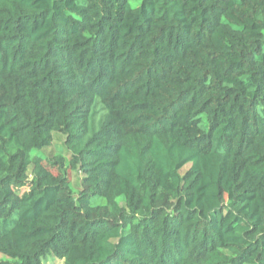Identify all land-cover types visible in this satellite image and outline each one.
I'll return each instance as SVG.
<instances>
[{
    "label": "trees",
    "instance_id": "trees-1",
    "mask_svg": "<svg viewBox=\"0 0 264 264\" xmlns=\"http://www.w3.org/2000/svg\"><path fill=\"white\" fill-rule=\"evenodd\" d=\"M135 1L0 0V264H264V0Z\"/></svg>",
    "mask_w": 264,
    "mask_h": 264
},
{
    "label": "rangeland",
    "instance_id": "rangeland-1",
    "mask_svg": "<svg viewBox=\"0 0 264 264\" xmlns=\"http://www.w3.org/2000/svg\"><path fill=\"white\" fill-rule=\"evenodd\" d=\"M140 4H141V1L136 2L135 0H132V5L134 7H138V6H140ZM64 140H65V137L63 135L57 134L56 137H55L54 145L51 148H49L46 152H44V154L46 155V154H52V153L61 152L62 148H63ZM44 163L46 164L47 161H45ZM47 167H48V163H47ZM49 168L51 169L52 172L57 173V169L56 168H52L51 166H49ZM69 178L71 180H73V183H75L78 177H77V175L75 173H70L69 174ZM52 264H62V262L61 261H55V262H52Z\"/></svg>",
    "mask_w": 264,
    "mask_h": 264
}]
</instances>
